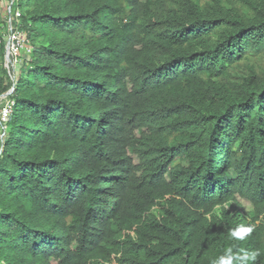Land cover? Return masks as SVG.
I'll use <instances>...</instances> for the list:
<instances>
[{"label":"trees","instance_id":"obj_1","mask_svg":"<svg viewBox=\"0 0 264 264\" xmlns=\"http://www.w3.org/2000/svg\"><path fill=\"white\" fill-rule=\"evenodd\" d=\"M7 2L0 264H214L229 247L264 264V0ZM11 24L35 46L18 74ZM237 193L251 217L207 219Z\"/></svg>","mask_w":264,"mask_h":264},{"label":"built area","instance_id":"obj_2","mask_svg":"<svg viewBox=\"0 0 264 264\" xmlns=\"http://www.w3.org/2000/svg\"><path fill=\"white\" fill-rule=\"evenodd\" d=\"M13 16L19 18L21 16V11L19 9L13 10V8L9 6V22ZM5 38L10 52V63H12L16 74H18L22 64L26 61L32 60L35 46L31 43L25 31L21 30L18 26H12V24L11 30L7 32ZM14 104L15 101L10 99L8 95L0 97V118L4 128H7V124L12 118Z\"/></svg>","mask_w":264,"mask_h":264},{"label":"clouds","instance_id":"obj_3","mask_svg":"<svg viewBox=\"0 0 264 264\" xmlns=\"http://www.w3.org/2000/svg\"><path fill=\"white\" fill-rule=\"evenodd\" d=\"M250 202L253 206V211L248 212L246 207L243 206V203ZM226 212H229L231 215H237V216H243V215H249L251 217L254 212V205L250 199L244 196L242 193L235 194L231 199L222 201L221 203H218L215 205V208L213 212H210L207 215V219H211L214 215H225ZM260 220L253 223L255 227L260 225ZM230 235L231 237L242 240L247 235H250L253 231L252 227H245L243 225H240L234 229H230ZM243 251V250H242ZM260 253L258 251H243V255H234L233 249L231 247L226 249L225 255L220 256L216 261H214V264H233V260L236 259L240 262V264H246L247 261H256L258 255Z\"/></svg>","mask_w":264,"mask_h":264},{"label":"rangeland","instance_id":"obj_4","mask_svg":"<svg viewBox=\"0 0 264 264\" xmlns=\"http://www.w3.org/2000/svg\"><path fill=\"white\" fill-rule=\"evenodd\" d=\"M8 9H9V5L7 0H2L1 4H0V18L4 19V20H8ZM243 206L246 207L248 212H252L253 211V206L251 205L250 202L248 203H243Z\"/></svg>","mask_w":264,"mask_h":264}]
</instances>
